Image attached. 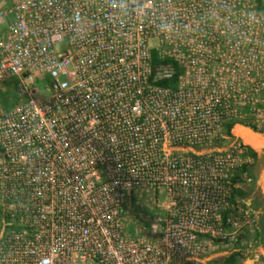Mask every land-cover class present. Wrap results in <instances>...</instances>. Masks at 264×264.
Instances as JSON below:
<instances>
[{
  "label": "built area",
  "instance_id": "built-area-1",
  "mask_svg": "<svg viewBox=\"0 0 264 264\" xmlns=\"http://www.w3.org/2000/svg\"><path fill=\"white\" fill-rule=\"evenodd\" d=\"M4 1L0 264H264L255 215L230 202L248 145L225 132L264 125L255 0Z\"/></svg>",
  "mask_w": 264,
  "mask_h": 264
},
{
  "label": "trees",
  "instance_id": "trees-1",
  "mask_svg": "<svg viewBox=\"0 0 264 264\" xmlns=\"http://www.w3.org/2000/svg\"><path fill=\"white\" fill-rule=\"evenodd\" d=\"M255 2L257 4L258 8L264 12V0H255ZM151 58H152L153 66H155L161 62L170 63L171 65H173L175 67L176 74L178 73L179 68H178L176 62L170 58H164V59L159 58V54H158L157 50H155V49L151 50ZM176 74L172 79L159 80L157 82V84L162 85V86H171V85L174 86L176 83ZM4 85H5L4 86L5 91L2 92L3 94H1V96L3 99L4 107L8 108L12 104H15L18 101V98L16 97L14 88H12L9 85V83H6ZM231 129H232V123H228L225 125V132L228 133L229 135H232ZM254 130L261 132L262 130H264V125L261 129L257 130L254 128ZM233 138H234V136H233ZM246 148H247V154L251 157L252 162H251V165L249 167L242 166L239 169V173L243 172L246 174L247 177H250V179H252L251 169H252V165L254 164L257 157L259 158V151L252 148L249 145L246 146ZM236 181H238V175H236L233 178V182H236ZM252 190H253L252 186H250L248 188H245L244 185H241L239 187H233L231 190V194H230L231 204L236 205L237 203H241L242 205H244L245 204L244 200H246L245 198L250 194V192ZM263 205H264V198H262L260 200H256V198H254V199H252L251 205L249 206L251 208V211L253 212V215H255V211H258L257 209L261 208L262 212L258 213V217H257V226H258V221L261 219V217L262 218L264 217ZM259 236L261 237V235H259ZM261 246H262L263 251H264V245L262 244V241H261ZM241 260H242V257L240 256V254L238 252H233V253L229 254L228 256L218 260L217 264H241Z\"/></svg>",
  "mask_w": 264,
  "mask_h": 264
},
{
  "label": "rangeland",
  "instance_id": "rangeland-1",
  "mask_svg": "<svg viewBox=\"0 0 264 264\" xmlns=\"http://www.w3.org/2000/svg\"><path fill=\"white\" fill-rule=\"evenodd\" d=\"M5 5L7 4V1L5 0L3 2ZM3 9V8H2ZM243 128V129H241ZM239 129L244 131L245 133H242L241 136ZM235 130H238L237 132ZM233 135H240V139L244 141L247 145L254 147L257 151H259V159L255 160L254 164L252 165V179L249 183L243 184L245 188H248L250 186L253 187V190L250 192V194L245 198L244 200L245 204L248 206L251 205L252 199L256 198V200H260L264 198V130L261 132H254L250 131L247 128L236 126L235 128H232ZM144 210V213L151 215L153 213V204L151 199H147L146 196L132 199L130 204H128V208L126 211V219H127V227L129 231L133 232V228L137 225L135 223V213H139V211ZM258 211H255V217L257 219L258 213H261V208L257 209ZM137 215V214H136ZM256 234L257 237L261 235V241L264 245V217L258 221V229L256 228Z\"/></svg>",
  "mask_w": 264,
  "mask_h": 264
},
{
  "label": "crops",
  "instance_id": "crops-1",
  "mask_svg": "<svg viewBox=\"0 0 264 264\" xmlns=\"http://www.w3.org/2000/svg\"><path fill=\"white\" fill-rule=\"evenodd\" d=\"M241 129H243V128H241ZM241 129H239V131L238 130H235L236 132L238 131V132H240V135L242 134V133H245L244 131H242ZM241 136H243V135H241Z\"/></svg>",
  "mask_w": 264,
  "mask_h": 264
},
{
  "label": "bare ground",
  "instance_id": "bare-ground-1",
  "mask_svg": "<svg viewBox=\"0 0 264 264\" xmlns=\"http://www.w3.org/2000/svg\"><path fill=\"white\" fill-rule=\"evenodd\" d=\"M236 126H240V125H236ZM236 126H235V127H236ZM235 127H234V128H235ZM240 127H241V126H240Z\"/></svg>",
  "mask_w": 264,
  "mask_h": 264
},
{
  "label": "flooded vegetation",
  "instance_id": "flooded-vegetation-1",
  "mask_svg": "<svg viewBox=\"0 0 264 264\" xmlns=\"http://www.w3.org/2000/svg\"><path fill=\"white\" fill-rule=\"evenodd\" d=\"M254 148V147H253ZM255 149V148H254ZM259 159V158H258Z\"/></svg>",
  "mask_w": 264,
  "mask_h": 264
}]
</instances>
